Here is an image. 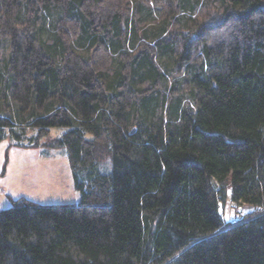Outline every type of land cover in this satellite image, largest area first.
Instances as JSON below:
<instances>
[{"label":"trees","instance_id":"1","mask_svg":"<svg viewBox=\"0 0 264 264\" xmlns=\"http://www.w3.org/2000/svg\"><path fill=\"white\" fill-rule=\"evenodd\" d=\"M5 138L80 199L11 198L0 264H264V0H0Z\"/></svg>","mask_w":264,"mask_h":264},{"label":"rangeland","instance_id":"2","mask_svg":"<svg viewBox=\"0 0 264 264\" xmlns=\"http://www.w3.org/2000/svg\"><path fill=\"white\" fill-rule=\"evenodd\" d=\"M64 131L63 127H52L51 136H60ZM19 197L43 204L79 201L66 149L11 145L9 138L0 141V209L11 205V198ZM237 205L254 210L247 204ZM226 207L224 203L223 209Z\"/></svg>","mask_w":264,"mask_h":264},{"label":"built area","instance_id":"3","mask_svg":"<svg viewBox=\"0 0 264 264\" xmlns=\"http://www.w3.org/2000/svg\"><path fill=\"white\" fill-rule=\"evenodd\" d=\"M226 203H227V207L225 208V213H224L225 221H228L231 225H236L248 220L249 218L248 215L252 211H248L245 208L244 209L237 208L239 207L237 205L238 203L231 200V198H228Z\"/></svg>","mask_w":264,"mask_h":264},{"label":"bare ground","instance_id":"4","mask_svg":"<svg viewBox=\"0 0 264 264\" xmlns=\"http://www.w3.org/2000/svg\"><path fill=\"white\" fill-rule=\"evenodd\" d=\"M220 212H221V214H222V218H223L224 223L227 224V225H231L228 221H225V219H224L225 209H222V208L220 207Z\"/></svg>","mask_w":264,"mask_h":264}]
</instances>
